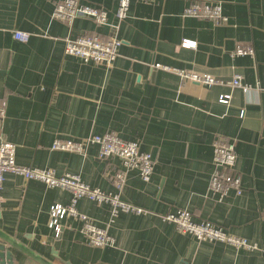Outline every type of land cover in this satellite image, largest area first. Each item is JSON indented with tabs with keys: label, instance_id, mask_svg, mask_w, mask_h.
I'll use <instances>...</instances> for the list:
<instances>
[{
	"label": "crops",
	"instance_id": "1",
	"mask_svg": "<svg viewBox=\"0 0 264 264\" xmlns=\"http://www.w3.org/2000/svg\"><path fill=\"white\" fill-rule=\"evenodd\" d=\"M62 1L0 0V137L14 144L17 165L53 168L106 193L116 192L117 159L100 160L95 145L83 154L54 151L53 141L113 132L137 142L154 162L151 180L144 183L130 170L120 196L144 213L113 216L108 205L79 199L78 212L105 228L113 243L88 245L73 217L61 220L55 237L49 209L68 206L70 192L6 174L0 232L50 264H264V252L197 241L162 219L185 210L264 251V0H200L221 3L224 24L185 17L194 0H130L111 66L64 53L67 38L106 40L112 33L87 18L71 25L53 19ZM77 1L106 9L109 23L116 22L117 0ZM13 31L28 33V40H15ZM239 47L253 55H234ZM156 64L219 83L205 87ZM235 75L250 87L247 93L228 84ZM224 95H230L227 105L219 102ZM216 138L234 141L240 195L222 197L208 188ZM0 242L13 264H39Z\"/></svg>",
	"mask_w": 264,
	"mask_h": 264
},
{
	"label": "built area",
	"instance_id": "2",
	"mask_svg": "<svg viewBox=\"0 0 264 264\" xmlns=\"http://www.w3.org/2000/svg\"><path fill=\"white\" fill-rule=\"evenodd\" d=\"M130 0H117L114 12L115 21L109 23L108 11L103 8L91 5L81 4L77 0H64L58 3L52 13V18L71 25L74 20L87 18L92 20L97 26H108L111 36L102 40L96 35H81L76 38H67L65 40L64 53L76 57L83 62H92L111 66L115 61L118 48L121 45L115 33L119 23L127 18ZM185 17L196 19H205L215 24H224L227 18L222 13V5L219 2L194 0L184 9ZM29 34L22 31H13V38L20 42H26ZM182 46L194 48L195 43L183 41ZM236 56H252L251 48H236ZM166 71H172L184 80L196 83L205 87H211L218 84L219 81L209 75H201L195 72L183 69H173L160 64L155 65ZM231 87L239 88L244 93L249 91V86L241 83V77L235 75L228 83ZM230 95H224L219 102L227 105ZM4 109L0 106V120L4 117ZM95 145L98 148V158L100 160H109L115 158L119 161V167L111 175L112 184L116 192L106 193L97 188H91L84 183L78 176L63 174L57 175L53 168H29L19 166L15 162V146L10 142L4 141L0 137V192L6 174L22 176L27 180L41 182L48 188L60 189L70 192L72 196L71 203L68 206L53 205L49 209L48 227L53 230L55 237L61 234V220L65 217H73L82 223V233L88 245L92 247L103 248L113 243L111 237L105 228L97 226L86 215L81 214L75 207L79 199H87L97 204L108 205L113 216L118 213L124 214H143L142 208L136 207L126 201H123L120 192L127 180V174L130 170L137 171L140 179L144 183L151 180L154 162L148 153L139 150L138 143L135 141H125L113 132H106L101 135H91L84 140L73 139H55L51 149L68 153L83 154L87 146ZM237 155L233 140L216 138L213 144V172L209 180V190L213 194L226 196L229 192L240 195L241 178L235 172ZM163 221L172 223L176 230L182 234L193 236L197 241L217 242L231 246L235 249H246L250 251L264 252L256 244L248 242L246 239L234 237L227 233L223 228L212 224L209 221H194L192 215L185 210H176L167 213L162 217ZM264 254V253H263ZM0 264L3 263L0 260Z\"/></svg>",
	"mask_w": 264,
	"mask_h": 264
},
{
	"label": "water",
	"instance_id": "3",
	"mask_svg": "<svg viewBox=\"0 0 264 264\" xmlns=\"http://www.w3.org/2000/svg\"><path fill=\"white\" fill-rule=\"evenodd\" d=\"M0 240H2L3 242L7 243L11 247L16 248V249L24 252L26 255H28L29 257L33 258L35 261H37L39 264H50L47 261H45V260L39 258L38 256H36L34 253L29 251L27 248H25L24 246L20 245L14 239H12L11 237L6 236L2 232H0ZM0 260L3 263L7 262V263H12L13 264L12 253L6 249L4 243H2V242H0Z\"/></svg>",
	"mask_w": 264,
	"mask_h": 264
}]
</instances>
